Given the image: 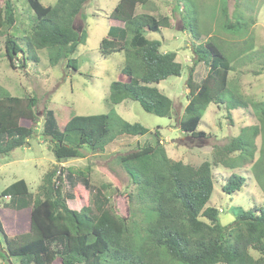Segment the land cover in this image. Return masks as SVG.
Here are the masks:
<instances>
[{
    "label": "trees",
    "instance_id": "trees-1",
    "mask_svg": "<svg viewBox=\"0 0 264 264\" xmlns=\"http://www.w3.org/2000/svg\"><path fill=\"white\" fill-rule=\"evenodd\" d=\"M87 1L56 0L54 5L44 7L41 0H26L29 9L26 6L25 23L15 1L3 0L0 40L9 66L14 69L17 59H21L20 68L37 61L26 53L28 45L46 50L50 66L64 60L66 69H74L71 55L87 36L86 29L78 32L74 22ZM147 2L119 0L110 12L109 18L123 26L110 27L99 51L102 56L122 52L124 64L118 79L110 85L108 101L119 105L132 100L146 113L169 118L172 102L156 86L168 77H179L182 66L175 53L161 52L160 43L144 35L171 25L168 16L136 15V6ZM190 33L199 41V31L190 29ZM215 42L193 46L195 58L187 68V104L180 130L191 138L205 136L198 127L211 104L224 105L227 112L250 108L257 124L241 129L226 145L215 148L210 161L197 166L171 159L157 127L153 144L137 146L117 158L133 186V192L125 195L126 216H121L99 191L94 204L85 203L78 211L70 209L62 191L64 172L55 166L42 177L30 206L17 203L21 212L28 210L24 216L29 224L26 232L9 235L0 217V264H10L13 257L20 264H264V206L242 210L232 223L222 225L221 210L208 205L216 167L230 172L221 187L223 193L232 195L246 187L248 175L235 172L245 164H249V173L264 193V99L247 101L236 85L237 97L223 98L233 86L228 80L234 68L222 55L220 43ZM201 63L208 66V72L197 83L193 74ZM37 105L36 97L12 96L0 86V156L29 145L39 122ZM65 113L68 115L59 123L56 114L46 107L41 123V137L51 143L58 163L84 158V148L101 152L118 137L148 132L140 124L106 114L80 116L69 108ZM71 174H66L68 182L79 179L86 190L91 189L88 167ZM28 193L26 182L18 180L0 195L15 200ZM134 203L140 207V219L133 210Z\"/></svg>",
    "mask_w": 264,
    "mask_h": 264
},
{
    "label": "rangeland",
    "instance_id": "rangeland-1",
    "mask_svg": "<svg viewBox=\"0 0 264 264\" xmlns=\"http://www.w3.org/2000/svg\"><path fill=\"white\" fill-rule=\"evenodd\" d=\"M13 1L27 23L26 0ZM55 1L41 0V4L44 7L52 6ZM118 2L88 0L84 4L82 15L76 17L74 27L78 32L86 29L87 36L84 44H80L71 55L74 69H66L64 60L50 66L46 50H36L28 45H25L26 53L37 58V61L31 60L25 68H20L18 60L20 62L21 59H17L13 69L4 57V42L0 40V86L12 96H32L38 100L36 112L39 122L35 135L28 140L29 145L0 156V193L12 183L24 180L29 192L23 198L24 202H28L24 207L30 206L33 193L44 174L58 165L64 172L62 191L64 197L68 198L67 206L70 209L78 211L85 203L94 204V195L99 191L121 216H126L125 195L133 192V186L117 158L135 150L137 146L153 144L157 127L171 159L197 166L203 161H210L215 148L226 145L241 129L257 124V117L250 108H236L227 112L224 105L211 104L198 127V131L204 132L205 136L191 138L179 128L187 104V68L195 58L193 46L198 44L210 40L215 44V41L219 42L223 49L222 55L234 68L228 80L233 86L223 93V98L237 97V86L247 101L264 99V0H148L146 4L136 6V15L168 16L171 19L169 28L161 27L159 32L146 31L144 34L148 39L160 43L161 52L175 53L176 61L182 66L179 77H168L156 86L172 102L169 118L146 113L139 103L132 100H125L119 105H112L108 101L110 85L118 79L124 55L117 52L102 56L99 45L102 39L108 37L110 27L123 26L121 22L109 18ZM1 7L3 0H0ZM190 29L200 32L199 41L192 39ZM207 72L208 66L201 63L194 71V82L200 83ZM46 107L56 114L59 123L68 115L65 112L69 108L75 115L106 114L130 124L137 123L148 132L143 136L118 137L101 152L84 148V158L58 163L50 150L51 143L41 137L43 110ZM22 123L31 126L29 122ZM86 167L89 168L90 190H86L79 179L68 182V172L75 174ZM249 167V164H245L235 170L248 175V180L243 190L232 195L221 190L230 172L222 167L213 169L214 185L208 205L221 210L219 219L222 225L232 223L235 214L242 210L264 206V193L249 173ZM17 203L18 199L10 200L0 195V217L9 235L28 230V217H24L28 210L21 212L17 209ZM132 207L140 219V207L136 203ZM0 241L3 244L1 235ZM10 264H20L19 259L10 258Z\"/></svg>",
    "mask_w": 264,
    "mask_h": 264
},
{
    "label": "crops",
    "instance_id": "crops-1",
    "mask_svg": "<svg viewBox=\"0 0 264 264\" xmlns=\"http://www.w3.org/2000/svg\"><path fill=\"white\" fill-rule=\"evenodd\" d=\"M18 203L25 206V204H27L28 202H24L23 199H18Z\"/></svg>",
    "mask_w": 264,
    "mask_h": 264
}]
</instances>
